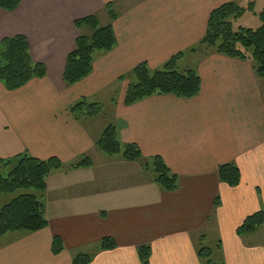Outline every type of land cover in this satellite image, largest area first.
Instances as JSON below:
<instances>
[{"label": "crops", "instance_id": "obj_1", "mask_svg": "<svg viewBox=\"0 0 264 264\" xmlns=\"http://www.w3.org/2000/svg\"><path fill=\"white\" fill-rule=\"evenodd\" d=\"M237 1L139 0L125 7L113 22L116 47L97 53L91 75L74 86L63 79L67 56L80 35H91L75 22L95 15L104 26L106 5L117 0H22L13 12L0 10V43L26 37L33 60L47 69L45 78L17 91L0 82V160L27 152L65 165L49 176L42 197L48 227L6 234L0 264H72L106 237L117 248L98 252L91 264H141L142 245L152 249L150 264H202L197 235L210 224L225 264H264V247L245 243L264 232L236 233L248 216L264 211V90L251 61L208 53L199 65L201 93L192 100L153 96L126 106V84L120 100H112L111 118L77 120L69 112L139 64L160 68L200 43L211 11ZM109 124L122 144H137L147 159L162 157L179 176L178 190L163 191L140 163L99 152L96 142ZM85 157L92 167L69 169ZM226 163L239 168L238 187L220 181L218 168ZM55 237L64 244L58 255Z\"/></svg>", "mask_w": 264, "mask_h": 264}, {"label": "trees", "instance_id": "obj_2", "mask_svg": "<svg viewBox=\"0 0 264 264\" xmlns=\"http://www.w3.org/2000/svg\"><path fill=\"white\" fill-rule=\"evenodd\" d=\"M21 2L22 0H0V10L13 12ZM106 10L110 20L106 26H102L95 15L75 22L78 30L87 28L91 35H80L75 49L67 56L63 79L68 86H74L91 75L97 53H109L117 45L113 28L117 14L112 3L106 5ZM247 13L258 16L262 26L258 29L237 28L235 22ZM200 44L214 49L217 54L251 61L257 77L264 80V10L257 14L254 2L249 3L247 7H242L237 2H227L213 9ZM183 56V52L177 53L155 71L146 63L136 66L133 69L136 82L130 84L126 90L125 105L131 106L153 96L170 95L183 100H192L199 96L202 87L200 75L194 70H178ZM46 76V66L33 60L26 37L17 35L0 43V82L8 91L20 90L32 80ZM69 112L77 120L93 118L103 113V107L83 99L72 105ZM96 147L108 157L120 156L125 162L140 163L144 170L153 171L154 182L163 191L178 190L179 176L171 171L163 158L155 156L147 159L137 144H122L114 124H109L104 129ZM92 165L93 161L85 157L72 163L69 169L90 168ZM64 168V163L56 157L41 160L27 152L0 160V241L8 233H36L48 227L46 206L42 197L47 190L49 176ZM218 176L222 183L232 188L238 187L241 182V172L234 163L221 165L218 168ZM219 204L220 199L217 198L215 206ZM263 229L262 210L248 216L237 228L236 233L245 238ZM116 248V241L106 237L100 242L98 252ZM63 250V241L55 237L52 242L53 253L58 255ZM151 255L152 249L149 245L138 248L141 264H150ZM198 256L203 261L202 264L205 260H208L205 264H215L210 261L212 252L205 247H199ZM94 257L92 254L79 253L73 258L72 264H91Z\"/></svg>", "mask_w": 264, "mask_h": 264}, {"label": "rangeland", "instance_id": "obj_3", "mask_svg": "<svg viewBox=\"0 0 264 264\" xmlns=\"http://www.w3.org/2000/svg\"><path fill=\"white\" fill-rule=\"evenodd\" d=\"M139 0H117L115 3V11L117 14H120L121 10L125 7H130L134 5L135 2ZM254 2L256 3V13L259 14L264 10V0H241L237 1V3L242 7H247L249 3ZM110 23V20L108 23H104L108 25ZM235 26L242 27V28H250V29H258L262 26V23L258 16L253 15L252 13H247L245 16H243L241 19L235 22ZM184 53V56L182 57L181 61L178 65L179 72H184L186 70H194L197 73H199V65L205 58V56L208 53L215 52L214 49L208 48L204 45H201L200 43H196L193 46H190L184 50H182ZM253 64V63H252ZM151 69L152 71L158 70ZM136 82V79L133 75V70L126 73L125 75L121 76L118 80L114 81L113 83H110L107 87V89L100 91L99 93L93 95L92 97H89V103H97L101 104L103 107V113L101 114L100 119H103V117H112L113 112V101L118 102L122 96L123 87L127 84L129 86L130 84H133ZM261 86L264 90V80H261ZM112 93V94H110ZM113 100V101H112ZM87 101V100H86ZM88 102V101H87ZM152 172V175L154 176V172ZM212 224H210L207 227V231H201L197 235L198 244H200L202 247H205L209 249L212 252V256L210 258V261H212L215 264H225V253L223 244L220 241L219 237L212 231L210 228ZM264 232V229L262 230ZM13 236H8L5 240V242L9 241ZM203 237H205L203 239ZM4 242V243H5ZM245 243L250 245L260 244L264 247V233H260L258 236H254L249 238L248 240H245ZM199 246V247H201ZM99 251V245L96 247V249L92 250L91 252H88V254H92L95 256ZM208 260L204 261V264L207 263ZM203 263V261H202Z\"/></svg>", "mask_w": 264, "mask_h": 264}]
</instances>
